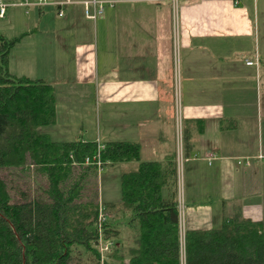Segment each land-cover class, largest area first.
<instances>
[{
	"label": "crops",
	"instance_id": "1",
	"mask_svg": "<svg viewBox=\"0 0 264 264\" xmlns=\"http://www.w3.org/2000/svg\"><path fill=\"white\" fill-rule=\"evenodd\" d=\"M54 1L9 5L0 21L7 37L25 33L10 71L55 87L56 120L43 130L59 141L139 142V158L108 163L113 194L141 161L176 163L181 142V234L216 226L215 205L262 219L264 164L255 156L264 152V0H106L95 20L85 0L64 5L62 16ZM247 156L250 165L237 163ZM102 201L121 229L131 213L121 199Z\"/></svg>",
	"mask_w": 264,
	"mask_h": 264
},
{
	"label": "trees",
	"instance_id": "2",
	"mask_svg": "<svg viewBox=\"0 0 264 264\" xmlns=\"http://www.w3.org/2000/svg\"><path fill=\"white\" fill-rule=\"evenodd\" d=\"M24 34L0 31V171L33 165L48 182L15 200L0 174V264H264V217L252 220L240 209L219 226L184 229L182 249L176 163L151 160L121 175V204L136 232L126 249L110 204L89 183L105 164L139 158L140 144L104 143L100 167L85 159L97 140L52 139L43 127L56 120L55 87L9 69Z\"/></svg>",
	"mask_w": 264,
	"mask_h": 264
},
{
	"label": "rangeland",
	"instance_id": "3",
	"mask_svg": "<svg viewBox=\"0 0 264 264\" xmlns=\"http://www.w3.org/2000/svg\"><path fill=\"white\" fill-rule=\"evenodd\" d=\"M3 17H0V21ZM92 24V23H91ZM0 174L8 182L10 191L15 200H21L23 192L26 195L32 196L34 193L40 191L43 187L47 185V178L45 175L37 173L33 165H28L25 168H4L0 171ZM91 182L89 183L91 187L95 186L98 188L100 199L103 200H118L121 199V193L117 191V194H113L112 185V172L110 165L107 163L103 166L97 174L91 175ZM224 213L220 210V207L215 205V224L216 226L221 224L222 215ZM128 220V218H127ZM126 220V221H127ZM120 228L122 231L121 241L125 248H130L136 244V232H134L133 225L128 222H121ZM181 245L184 249V230L181 234ZM117 240V238H114Z\"/></svg>",
	"mask_w": 264,
	"mask_h": 264
},
{
	"label": "built area",
	"instance_id": "4",
	"mask_svg": "<svg viewBox=\"0 0 264 264\" xmlns=\"http://www.w3.org/2000/svg\"><path fill=\"white\" fill-rule=\"evenodd\" d=\"M48 0H17L12 3H6L0 0V17H4L6 14L7 7L9 5H15V6H23L27 10L29 7L33 5H43L47 3ZM72 0H55L54 4L59 5L60 9L58 14L60 16L64 15V5L68 4ZM104 1L106 0H85L84 1V12L85 15L91 19H96L97 17L101 16L102 13L104 12ZM175 1V0H174ZM90 4H93V7H90ZM173 54H174V65H175V71L177 72L178 70V65H179V49H178V43L175 40L174 45H173ZM247 64H255L257 63V60L253 59H248L246 60ZM176 119H177V124L180 127V110L179 106L177 105V111H176ZM104 147V143L101 141H98V150L95 153L94 156L89 157L87 156L86 162H94L97 165L101 167L102 160L100 157V149ZM197 154H194L196 156ZM214 157V152L209 151L207 154V159L209 162H211L212 158ZM256 159L259 161L263 162L264 164V152L260 151L256 154L255 156ZM187 159V157L184 155L182 152V146L181 142L178 147V152H177V159H176V174H177V194H178V201H179V207H182L184 204V161ZM237 163L241 165H250L252 163V159L250 156L247 157H238L237 158ZM104 220V217L102 214H100V221ZM108 247L107 244L102 245L101 248L102 250L106 249Z\"/></svg>",
	"mask_w": 264,
	"mask_h": 264
}]
</instances>
